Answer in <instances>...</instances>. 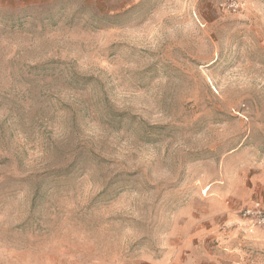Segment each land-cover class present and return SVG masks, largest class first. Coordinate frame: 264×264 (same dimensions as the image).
Masks as SVG:
<instances>
[{"label": "rangeland", "instance_id": "obj_1", "mask_svg": "<svg viewBox=\"0 0 264 264\" xmlns=\"http://www.w3.org/2000/svg\"><path fill=\"white\" fill-rule=\"evenodd\" d=\"M0 264H264V0H0Z\"/></svg>", "mask_w": 264, "mask_h": 264}, {"label": "built area", "instance_id": "obj_2", "mask_svg": "<svg viewBox=\"0 0 264 264\" xmlns=\"http://www.w3.org/2000/svg\"><path fill=\"white\" fill-rule=\"evenodd\" d=\"M259 212H260L259 206L258 205H255L254 208L247 209L246 216H250V215L258 216L259 215L258 214Z\"/></svg>", "mask_w": 264, "mask_h": 264}]
</instances>
